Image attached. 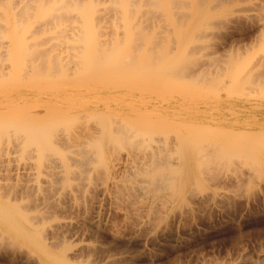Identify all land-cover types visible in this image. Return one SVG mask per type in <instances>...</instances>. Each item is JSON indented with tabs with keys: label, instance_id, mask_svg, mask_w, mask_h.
Instances as JSON below:
<instances>
[{
	"label": "bare ground",
	"instance_id": "bare-ground-1",
	"mask_svg": "<svg viewBox=\"0 0 264 264\" xmlns=\"http://www.w3.org/2000/svg\"><path fill=\"white\" fill-rule=\"evenodd\" d=\"M102 1L103 0H101V2ZM108 1H110V0H106L105 1V2H107L106 5L109 3ZM239 1L243 2V1H246V0H111V3L109 5V7L108 6L106 7L105 3L102 2V4L104 3V6L103 5H102L103 7L100 6L101 8L98 7V8H100L99 11L102 10L104 12H107L106 14L110 15L109 19L111 17L115 21V24H116V26L112 25V23H114V21H112V23L106 24V25L109 26V27H107V30H108V28H109V30H111L110 29V24L112 25V27L114 26L113 28H115V27H117L119 25L120 29H116V31L119 30V32L117 33L118 35L120 34V32H122L121 29L124 28L125 30L123 29V31H125V33H126V31H127V33H128V31H130L129 33H131L130 35L132 36V33L134 32L133 29L134 28L137 29L136 32L133 34V36H134V39L132 38L133 41L131 40V36L126 37V35H128L129 33L125 35L126 38L124 37V33H123V35L121 33L120 37H122V36L123 37L120 38V40L118 42H115V39L116 38L118 39L119 36H117L114 39L115 34L110 37V38H113L114 41L112 39H107L108 36H106V38L104 36L105 41L103 39L102 40H103V42H106V40H107V42H109L108 40H110V42H115L114 43L115 46H114V44L111 45L112 43H109L110 44L109 48H112V51H114V49H116V52L123 48L122 45L120 46V44L121 43L123 44L124 41L129 40V37H130V40L133 42L130 45H133L134 47L137 46L136 50H139V48H141L143 42L145 44V42H148V40H150V39H152L151 40V44L154 46V48H157V50L158 49L161 50V48H159V46L160 45L162 47L163 46H167V44L171 40L172 45H168V47H163L164 51L161 50V53L165 54V50L167 51V48L168 49L170 48L168 51L172 53L173 50L171 49L170 46H172V48L175 47V45L173 46V44L175 42L173 43L171 38L174 37L173 35L176 34V33H174L175 30L177 32L175 37L178 34L181 35L180 32L183 31L184 37H186L185 34L188 33L187 37H186L188 39V35L190 36L189 33H191L192 31L193 32L197 31L195 33H197L199 35L196 34V36H198V37L200 36L202 38L201 41H203L204 38H205V41H206L209 36L205 37V33L204 32H206V30L205 31H203V30L204 29H208L209 27H211L209 24L214 25L215 27H217L222 22L224 23V21H226L227 25H229L228 23H231L232 25L236 24V26L240 24V25H242L241 28L242 27L245 28L246 26L245 27L243 26V21H244V19H242L243 15H240L239 14L240 12L238 14H235V12H237V9H231L232 7L229 8L230 4H233V3H236V2H239ZM4 3H5V5H3V3L1 4L2 7H4V9L2 7L0 8L1 9L0 12L3 13V15L0 14V16L3 17V20H4L3 21L4 24H3V22L1 24H3V26L7 25L8 29L9 30L11 29L10 30L11 33H14V35H10V36H7V37L5 36V37L8 38L11 41V43L12 42L15 43V45L16 44L17 45L20 44V46H21V44H24V43H26L24 45L33 44L34 46L40 45L42 43H43V45H46L44 43H46V42L48 43V41L50 42V41H53L54 39H57V38H58L57 39V41H58L60 37H62V39L60 38V40H63V38L65 36V37H68V39L64 38V39H66L65 41L69 40V38L72 39V40H69V42L73 41L74 47L76 46V43H78L76 47L79 50V48L81 47L80 44L84 45V43H85L86 44L85 46H87L89 44L91 45V43L94 41V39L102 41L99 38V36H98L99 39L95 38V37H97L96 35L92 36V33L94 32V27H96L95 25H97V26L99 25V27L102 26V24L101 25L97 24L98 22L94 23L96 18H92L93 17L92 16V12H95V13L99 12L97 10L98 8L94 9V7H96V5L98 6L100 4V3L98 4L95 0H89L88 2H87V0H86V2L83 1V0H12L11 2H8V0H4ZM104 7L107 8L106 11L104 10L105 9ZM102 8H104V9H102ZM233 8H235V7H233ZM11 10L14 11V13H12ZM93 10H96V11H93ZM238 11H241V10L238 9ZM102 13L103 12H101V14ZM13 14H14V16H15V18L17 20L14 19V17H11V18L14 19L13 22L17 21V24L15 22L14 25L10 24V26H9V23L11 22L10 21L11 20L10 16H13ZM104 14L105 13H103V15ZM95 15H97V14H95ZM108 15H106V16H108ZM27 16H28V18H29V16H31V19L33 18V20L32 21L31 20H26ZM102 16L101 17L99 16V17L102 19ZM213 16L214 17L215 16H220V17H217L216 19H214L215 21L213 20L214 21L213 22L212 21V19L214 18ZM221 16H223V17H221ZM36 17H38V18H36ZM103 17H105V16H103ZM105 18H103V19H105ZM0 20H1V18H0ZM106 21H107V19H106ZM13 22H11V23L13 24ZM62 22H65L66 25L62 26V24H65V23H62ZM110 22H111V20H110ZM210 22H212V23H210ZM245 24H247V23H245ZM58 25H60L61 27H64L63 29H61V34H60V32H58L59 34L55 33L56 31L54 30L55 31V32L53 31L54 33L53 32L50 33V34L53 33L54 35H50V34L46 35L47 32H49L50 30H53ZM206 25L208 26V28H207ZM1 27H2V25H0V34L2 35V33H3V35H2L3 39H2V36H0L1 37L0 39L4 40L5 39L4 38V34H5V32L7 30L5 29L6 27H2L4 29H1ZM99 27L96 28L98 30L95 31L93 34H96V32H98V31L100 33V30H99L100 28ZM121 27H123V28H121ZM202 27L204 29H202V31H200ZM56 28H58V27H56ZM90 28L93 31L90 30ZM113 28H112V31H113ZM257 28H258V26H257ZM257 28H255V27L252 28L251 27L249 29L247 28L248 30L246 29V31H243V30L239 31V32H242L240 35L238 33L239 29H237V33L238 34H236V35H238L239 37L236 36L237 38H235V39H233V34H232V32H234V31L230 32V34H227V36L224 35L225 39L227 41H230V42L232 41V43L233 42H237L238 43V42H241V41H244V40L246 42L249 41L248 43H250V42L252 43L253 42L252 44L247 45V47L249 46L248 48L246 46L245 47H239V46L236 47L238 44L235 46L236 48H234L231 45L232 47H230V49L227 50V52L225 54L224 53L220 54V53H217L218 52L217 50H218V46H219L218 44L219 43L218 42L217 43L214 42V43H212L213 44V47H212L213 50H211L212 49L211 47H210L211 49L209 48L210 51H211L210 55H209V53H206V51H208L209 49H207V48L205 49V47H206L205 45H204L205 47L204 48L202 47L203 49H201L200 45L202 46L203 43L202 44L198 43L200 45H198L199 47L198 46L197 47L199 48L201 53H202V50L203 51L206 50L205 53L204 52L202 53L203 55L199 54L200 52H198V50H197L198 48H196L197 51H193L195 53L198 52V55L196 53V57H198V60H200L201 62L194 58L192 63H191V61H189V60H191V58H187L186 57L188 54L192 55L191 54L192 51L191 52L190 51L187 52L188 49H186V51L182 50L183 54L180 53L182 56L184 55L183 59H182V57L179 58L181 56L180 54H179V56L176 55V57H178L179 62H181V63L184 62L185 58H186V60L188 59L187 60L188 64H186L187 62H184V65H181V63L177 62V60H176V62H177L176 63V62H174L175 58L172 59V62H174V63H172L171 61L170 62L172 63L173 66H175V63H176V67H177V65H181V66L178 67L180 69H183L182 67L185 68V69H183V71L182 70L180 71L181 75H179V73H178L179 76H182V75L186 74L187 70L190 71L187 75H190L192 70L194 68L199 67V66H201L199 68L203 67V71L205 70V71L208 72L209 70H211V71L215 72V73L212 72L213 74L217 75V73L220 72V75H222V74L224 75V74H227V71L229 72V70L226 69V68H230L231 64H233V65L236 64L235 67L234 66L231 67V69L233 68V70H232L233 72H231V70H230V72L228 73L230 76H228V75L227 76L230 77V79H232V81H233V77L236 78L235 81L238 82V80H237L238 78L237 77L240 78L243 75L246 76V74L248 73V70H246L248 68V66L246 67V69H244L245 71L243 70V68L246 66V65H244L246 63V59H247V62L250 63L249 62V60L251 58L250 56L252 54L254 55L255 52H256L255 51L253 53V50H255L254 47L256 48V44L259 45V47H260V44L264 42V30H262V29L260 30L259 29V34L257 33V35L256 34L254 35V33L258 30ZM88 29L90 30V32L92 31V33H90L91 36L87 35V34H89V32L87 31ZM155 29H160V30H156L155 31ZM211 29L213 30V28H211ZM1 30H5V31H1ZM58 30H60V29L58 28ZM69 30H70V32L68 34L67 31H69ZM131 30H132V32H131ZM147 30H149L150 32H151V30H153L155 33H158L159 37H160L161 31H164L165 33L162 32L164 34H166V33L171 34V32L173 31L172 33H174V34L172 36L167 34L168 37H169L168 38L169 41L167 40V42H168L167 44H162V43H165L164 39H166L164 35H163L164 39L162 38L163 36L161 35V38H162V40H164V42L161 40V38H159L157 36V34L156 35L150 34V37L153 36V38L148 39V38H146L147 37L146 33L142 32V31H147ZM218 30H221V29H218ZM198 31H199V33H198ZM83 32H85L86 34H84ZM184 32H185V34H184ZM201 33H202V35H201ZM43 34H45V35H43ZM100 34H102V33H100ZM104 34L107 35L109 33L105 32ZM203 34H204V36H203ZM7 35H8V33H7ZM110 35H112V34H110ZM193 36L195 37V39L197 38V41H198L199 38L196 37L195 35H193ZM193 36L191 35V37H193ZM220 36L222 37V35H220ZM123 38H125V40ZM176 38L174 39V41L179 40L178 37H176ZM190 39L192 41L195 40L194 38H190ZM28 40H29V42H28ZM130 40H129V42L128 41H126V42L130 43ZM159 40H161V42ZM189 40H187L186 42L188 43ZM65 41H63V42H65ZM183 41H185V40H183ZM199 41H200V39H199ZM60 42H62V41H60ZM74 42H76V43H74ZM103 42H101V43L103 44ZM126 42H125V44H127ZM55 43H57V42H55V41H53V43L50 42V45L51 44H55ZM101 43L99 42V44L98 43H96V44L100 45ZM158 43H160V45H157ZM3 44H5V43H3ZM57 44H59V41H58ZM67 44H69V46L73 45V44L71 45V43H68V41H67ZM117 44L120 47H122V48L118 50L117 49V46H118ZM149 44H150V42H148V47L147 48H152V50L154 51L153 46L150 47ZM179 44H180V42H179ZM227 44H228V42H227ZM244 44H243V46H244ZM64 45H66V42L64 43ZM64 45H63V47H65ZM78 45H80V47ZM95 45H93V46L95 47L96 51H98L97 50L98 48L101 50L100 46H95ZM105 45H106V43H105ZM194 45H195V42H194ZM263 45L261 44V46H263ZM34 46L31 45L29 47H31V49H32V47H34ZM93 46H92V48H93ZM111 46H114L115 48L113 49V47H111ZM24 47L27 48V50L29 48V47H26V46H24ZM42 47H41V49H38L39 51H37V49H36L35 52L34 51H30V53L33 52L32 53V58L33 57L40 58L41 55H44V54H46V53H48L50 51V50H48V52H46V51H44V49L42 51ZM63 47H62V49H63ZM74 47H71L70 49L69 48L68 49L69 50H71V49L76 50L75 49L76 47L75 48ZM131 47H129V48L130 49L134 48V47L133 48H131ZM181 47H183V46H181ZM184 47H185V45H184ZM184 47H183V49H184ZM194 47H196V45ZM35 48H38V47H35ZM35 48H33V49H35ZM56 48H58V47H56ZM187 48H189V46ZM242 48H243V50H241ZM102 49L105 50V48H102ZM126 49H124V50H126ZM192 49H193V47H192ZM78 50H77V52L71 50V52L73 51V53L75 52L76 54L77 53L79 54V53L83 52V54H84V51L79 52ZM100 50H99V54L103 51V50H101V51ZM109 50L111 52V49H109ZM109 50H105V51H109ZM134 50H133L134 53H139V52H136ZM157 50H155V52H151V56L149 57L150 58L149 60H151V61L153 60L152 56H154V58H158L160 55H162L159 52L160 50L158 52H157ZM54 51H56V49ZM66 51H67V49H66ZM96 51H95V53H96ZM147 51H148V49H147ZM150 51H151V49H150ZM6 52H5V54H6ZM28 52L27 53L25 52V54L28 55ZM43 52H44V54H43ZM67 52L69 53V51H67ZM87 52H89V51H87ZM129 52L126 55H129V54H131V55L130 56H126L125 55L126 57H128V59H126V60H129V59L132 60L133 57H134L133 56L134 53L132 51H130V50H129ZM167 52H166V54H167ZM169 52H168V55H169V59H170V58H172V54L170 56ZM184 52H185L186 55L184 54ZM2 53L0 54V61L1 62L5 61V59L8 57V56H5V54L3 53V56L6 57V58H3L2 57ZM75 53H74L75 56L73 55L74 58L75 57H79V56L82 57V55L78 56V54L76 56ZM86 53L84 54L83 57H85ZM104 53L105 52H103V54ZM109 53H108V55H109ZM118 53H116V55L111 54L113 62L115 61L114 63H122L121 60H119V59H118V62L116 61L117 59L114 60L115 57H113V56H118V55L120 56V54H118ZM125 53H126V51H125ZM125 53L122 52L121 56H124ZM145 53H146V50H145ZM153 53H154V55H153ZM7 54H8V52H7ZM54 54L55 53L53 52V55ZM91 54L93 55L92 56L93 58H94L95 55H98V54H93V51H92L90 53V56L88 55V57H90L91 60H93V58H91ZM103 54H100V55L102 56ZM158 54H159V56H158ZM204 54L209 55V57L206 56V55L204 57ZM59 55H60V53H59ZM63 55H65V54H63ZM69 55H70V53H69ZM104 55H106V54H104ZM137 55L138 54H135V58L138 57ZM156 55L158 57H156ZM189 55H188V57H191ZM262 55H263V53H262ZM21 56H22V54H21ZM70 56L73 57L72 55H70ZM145 56L147 57L148 55L144 54V57ZM199 56H200L201 59H199ZM26 57L27 56H25L24 58H26ZM51 57H50V59H51ZM55 57H56V54H55ZM66 57L67 56H65L64 59ZM69 57H68V60H69ZM102 57H104V56H102ZM140 57H143V56H140ZM162 57H164V56H162ZM166 57H167V55H166ZM166 57L164 59H166ZM202 57H203V60L205 58L206 60H208L210 62L208 63V61L206 62L205 60H204L205 62H203L202 61ZM259 57H258V59H259ZM1 58H3V59H1ZM29 58L32 61L34 60V59L31 58V55L29 56ZM74 58H72V59H74ZM104 58L106 59L104 61L107 62L108 61L107 58L110 59L111 57H107V58L104 57ZM123 58L124 57H122L120 59H123ZM160 58L161 57H159V59ZM248 58H249V60H248ZM40 59L42 60V58H40ZM78 59H81V58H77V59H74V60L77 61ZM85 59L87 60L86 57L84 58V60ZM96 59L98 60V59H100V57H98ZM143 59L144 58H140V60H142L140 62H142V63H140V65H137L136 67L139 68V67L142 66L143 68L142 67L141 68L146 71V69L144 68V65L147 64V62L143 63L144 62ZM164 59L161 61V65L163 67L166 64L165 63L166 61ZM55 60L56 59L54 58L53 62ZM144 60L147 61L148 59H144ZM166 60H168V59H166ZM181 60H183V61H181ZM195 60H197V62ZM257 60L254 59V61L256 63H257ZM25 61H27V60H25ZM61 61L63 62V60H60L59 62H61ZM81 61H82V59H81ZM88 61H89V59H88ZM88 61H86V62H88ZM133 61H134V59H133ZM154 61L155 60H153V62ZM163 61H165L164 62L165 64L162 63ZM225 61H226V64H227V61H231V62H234V63L230 62V65H228L229 63L226 65V64H224ZM16 62H18V61L16 60ZM38 62H39V64L42 65V63L40 61H37V63H36L37 66H38ZM59 62L56 60V62H54L53 64L55 65V63H57V65H58ZM66 62H68V61H66ZM66 62H64V63H66ZM86 62H84L85 64H83V66L84 67H88V66L90 67V65L94 61H92V63H90V64H87ZM102 62L103 61H101V63ZM108 62H109V64L111 63L110 60ZM128 62H131V61H128ZM168 62H169V60H168ZM170 62H169V64L171 65ZM219 62H220V65L225 67L226 71H225L224 67L222 68V66L219 65ZM5 63H6V61H5ZM12 63H13V61H12ZM101 63L99 62V64H101ZM189 63H191V64H189ZM211 63L213 64V66L211 65ZM50 64H51V67H52V65H53L52 64V59H51V63ZM78 64H81V63H78ZM94 64H95V62L93 63V65ZM99 64H95V66H97V67L98 66H103L102 64L101 65H99ZM135 64H137V62ZM135 64H133V67H131L132 65H130V67H127V66H129V63H128L126 68H123V69L131 68V70H132L135 67ZM138 64H139V62H138ZM154 64H155V66H154ZM154 64H152V65L154 67H157V69H158V67H159L158 65L160 64V61H159V63H157V61H156V63H154ZM201 64H203V65H201ZM208 64L210 65V69L207 70L209 67L208 68L206 67L207 69L206 68L204 69V66H207ZM214 64H215L216 67L214 66ZM24 65H26V64H24ZM41 65H39V66L41 67ZM54 65L52 67L53 69L51 67H48L49 65H47L48 69L45 68V70H50L49 74L53 70V72H51V74H50L51 76L56 74L58 71H59L58 74H60V73L63 74L64 73V71L61 72L60 69L58 71H56V73L54 71L55 69L57 70V68H55V67H58V68H59V66L63 67L64 64L61 65L59 63L58 66L57 65L54 66ZM93 65H92V67H93ZM123 65L121 64V66H123ZM252 65L254 66L255 64H251L250 66H252ZM257 65H258V67H260V69L258 70V72L254 73V74H251V75L256 76V78L254 77L256 80L259 77L260 79L258 78V80H257L259 82V80H264V56H262L261 59H259ZM67 66H68V64H67ZM107 66H108V64H107ZM116 66L120 67V64H118ZM173 66H171V69H173L172 68ZM228 66H230V67H228ZM241 66L243 68H241ZM11 67H12V65H11ZM30 67H32V66H30ZM76 67H77V65L73 69L76 70L77 69ZM89 67L87 69H89ZM110 67H111V65H109V67L105 66V68H110ZM124 67H125V65H124ZM149 67L151 68L152 66H149ZM149 67H146V68L149 69ZM163 67H160V71L163 69ZM166 67L169 68L168 66H166ZM166 67H164V71H166ZM186 67H187V70H186ZM69 68H71V67H69ZM101 68L99 67L97 69H101ZM112 68H113V70L115 69V71L117 69L116 67H113V64H112V67L110 69H112ZM141 68H139V69H141ZM152 68H151V70H152ZM214 68H216V69L214 70ZM240 68H241V72H239ZM250 68H252V67H250ZM36 69L37 70H35V69L32 70V68H31L32 71H35L34 73H36V75L40 74V73L37 74L38 71L40 72L41 70H44V69H40L39 70L38 68H36ZM65 69L67 70V68H65ZM73 69L71 71H73ZM78 69H79V66H78ZM83 69L80 68L79 72L84 73L85 70H83ZM91 69L95 70L96 67L95 68H91ZM91 69H90V71H92ZM120 69H122V68L120 67ZM171 69H168V70H171ZM175 69H177V68H175ZM26 70H24L25 73L28 72ZM77 70H76V73H78ZM168 70L166 71L167 73H169ZM184 70H186V73H185ZM197 70L200 71V72L202 71L201 69H198V68L196 69V71ZM242 70L244 71V73H243ZM0 71H1V69H0ZM16 71H18V70H16ZM87 71L89 72V70H87ZM158 71H159V69H158ZM164 71H162V72L165 75L166 72H164ZM171 71H170V73H171ZM198 71L197 72L194 71V73H192V74L193 75L195 73L197 74ZM249 72H250V69H249ZM2 73H4V71ZM34 73H31V74H33V78H34V75H35ZM65 73H67V71H65ZM74 73L75 72H72V74H74ZM175 73H176V71H174L172 75L175 76ZM182 73H184V74H182ZM233 73H234V75H233ZM239 73H240V75L241 74L242 75L238 76ZM4 74L1 75V73H0L1 78L4 76ZM24 74H22V75L24 76ZM207 74L208 73H206V75ZM41 75H43V73ZM172 75H171V77H172ZM203 75H204V73L203 74H198V76H196V77H195V75L193 76V77L197 78V81L199 79L200 83L199 82L198 83H199V85H201L200 88L202 87V85L205 86V82L206 81H209V83H212V81H213V85H214L215 81L217 79H219V78H217L218 76L216 77V75H215L214 77H215L216 80H213L212 78H214V77H213V75H211V72H210V75H211L212 78L208 74L209 77L208 76H207L208 78L206 77L207 80H205V76L206 75H204V77H203ZM43 76H45V75H43ZM47 76H49V75H47ZM56 76H57V74H56ZM176 77H174V78H176ZM193 77L190 78V79H193ZM252 77L253 76H251L250 82L253 81ZM261 77H263V78H261ZM131 78L130 79H126V80L125 79L124 80H120V79H115V78L113 80H109V79H107V80L99 79L98 80V79H91L90 77H80L79 79L72 80V81L64 80L65 81L64 83L57 82L56 80L55 81L51 80L50 82H46V84L49 86V87L46 86V88L49 89L48 90L49 91L48 94H44L45 92L37 94L36 95V100L31 105L33 111H29L30 113H28V119H29L30 123H34V124H30V125H14V124L10 125L9 123H8V125H7V123H6V125L4 123H1V124H4V125L0 124V143L8 142V144H6L7 147L9 145V143H10V145L13 148L20 150V153L24 157V158L21 157L23 159L22 161H25L26 159H27L26 162L33 161L32 165L34 164V166H35L33 168L34 169L37 168L36 174H37V171H38L39 168L40 169L41 168H46L47 169L46 172L47 171H49V172L52 171V172H50V177H51V173H54L53 174L54 177L52 176L53 177L52 180H48L47 179L49 181L48 183L46 182L47 180L44 179L45 182L47 183L46 187H48L50 192H48L46 190L43 192V188L40 189V191L35 188L36 192L38 191L37 192L38 194H36L38 196H36V195H34L35 193L33 194L32 192H30L32 190L35 192L34 187H32L30 185V187H32L30 189H32V190H30L29 192H30V194L32 193V195H34V197L36 196V198L35 199L32 198V195H31V198L33 200H30L29 199L30 196L28 195L29 192L27 193V196L29 198L27 196H24V197L25 198L27 197L28 200H29V201L28 200H25V201H28L29 203H31V205L29 203H27V206L29 205L28 206L29 208L31 206V208H30L31 210L26 206L25 203H24L25 205L23 204L24 206L21 205L23 203V200L20 201V202H22L21 204H17L18 203L17 200L15 201L16 197H13L15 199H12L11 195L9 194V196L5 195L6 199H4V196H2L3 194L0 195L1 196L0 197V257L1 258L8 260V262H10L11 264H88V261L82 262L83 261L82 257H81L82 261L80 260L81 262L80 261L74 262V261L71 260L73 258H75V260L78 259V258H76L77 255L76 256L74 255V257H71L72 255H70V253L67 251V246L65 244L66 243L65 240L60 239L63 236V235L61 236V234H60L61 237L59 236V233H60L59 225L60 224L57 225L59 228H56L57 226L56 227L53 226L54 228L52 227L51 231L44 232V228L43 227H45V226L43 224L44 221L42 222V218L44 216L47 217L46 215L48 214V212L50 213V210L49 209H47L46 211L44 210L45 213H43L42 211H40L42 209L41 206H44L43 203H46V202L48 203L49 202L50 206L49 205H46V206H49V208L52 207V209L53 210L55 209V211H56V207L57 206L55 204L60 199H62V196L65 197L67 200L70 199V198L72 200L73 199L74 200H78L77 199L78 195L76 196V194H79V193L81 195L84 194V195L88 196V195H90V194L92 195L94 193H99V194L101 193L103 195L107 191H112V192L115 191L114 194L119 196V199L122 200V201L121 200L120 201L124 202L125 204H127V205L124 204V206H122V207H125V208L128 207V206L129 207L134 206L135 204L133 205V202L136 199L142 200L145 197L146 200L147 199L150 200V203H147V208L145 207L146 208V219H144V220H148L150 222L153 221L155 223V226H161V224H159L158 222L161 221L160 223H162V221L164 222L166 220V218L168 219V217H167L168 212H172L174 214V217H172V218L176 219L177 221L181 218V216L184 217L185 215L186 216L189 215V217H190V216L194 215V212H196L195 210H197V209H195L196 208V206H195L196 202L194 203L192 198H190L191 197L190 193H193L192 189L197 187L195 185H197L200 182L199 181L200 177H206V175H207L208 178L207 177L206 178L209 179V177L214 176V174H215L214 177H217L216 174L219 175V176L221 175L222 171L219 168L222 166V164H223V166H226V165H224V163L221 164L218 161L219 159L220 160L225 159L226 162H227L226 164H228V162L229 163L230 162L231 163L232 162L237 163V161H239L241 164H243V166H242L241 164L237 163L238 165L242 166V168H243V169H241L242 171L247 166L248 170L250 169L252 171V172H250V170H249V172L252 173L254 175V177L259 178L260 176H264V135L261 138H260V136L255 138L256 137L255 136L253 139L251 138L250 135H248L251 138V139L248 138V140H246L247 137H246V139H241L240 138L241 134H240L239 138L237 136L238 133H241L240 129L242 127L245 128V130H247L248 127H244V126L245 125L246 126L249 125L248 123L244 122V118H243L244 115H243L242 112L246 111V109L248 108V110H250V111H254V112L260 111L259 113L261 115V113L264 111V103L261 100L249 101L248 104L242 103V106L239 109H237V110H235L233 112L232 111L229 112V110L227 108L217 107L216 104H212L213 106H216V107L211 106L210 108H205L204 105H201L200 109H195L194 112H192L191 115L187 119L188 122L194 123L196 125H173V126L172 125H168V126H172L173 127V128H170L169 133H168L167 129L164 127V125L155 124V125L158 126V128L156 129V127H155V129H156V132L157 131L160 132L158 134H159L161 139H157L156 138L157 140H155L153 142H150V140H149L147 144H150V145L152 143H154V144H152L151 146H148V147H146L145 146L146 144H145L144 145L145 148H143V143L146 142L147 137L151 138V132L155 133L154 131H152L153 128L150 127V124L149 125L145 124L146 126H142L143 128L141 127V129H134L133 127L125 125L126 124L125 122H123V123H125L124 125H122V123L121 124L119 123L120 125L118 123H117L118 125L117 124L116 125H114V124L113 125H102V122H101L100 125H96V124L95 125H80V123H79V125H77V124L76 125H72L74 123V121H76V120H74L73 123H70L71 125H69V122H66V123H68V124L65 123L66 125H64V124L63 125H61V124L58 125L60 121L58 123H56L54 118L58 117L59 115L72 113V114H74V116L83 118V117H85L84 115L88 116L87 114H89L91 112L102 111V110L109 109V108H112V107L115 108L114 105H113L114 104L113 101H115L116 103H122V104H133V106H132L133 108L132 109H134V107H139L140 110H137L138 111L137 114H134V115L132 114L130 116L131 117H136L137 119H141V120L145 119L147 114L155 116V117L156 116L159 117L162 114H167L168 115V114L172 113V112H169V110L166 111L165 108L164 109H159L158 108V109H156L154 111H151L149 113L147 112V110H145L146 108H144V110H141L142 109V104L144 103V100H145V96L144 95L151 96L150 93H152L153 90H149V88H148V86H150L149 83H146L145 81H139V80H136V79H131ZM153 78H151V79H153ZM200 78H203L205 80V81L203 80V84L201 82L202 79L200 80ZM241 78L242 79H240V80L242 82L240 81V84L243 83V79H244L243 77H241ZM149 79H150V77H149ZM193 80H195V79H193ZM221 80L223 81V79H220L219 81L221 82ZM219 81L217 80L216 83L217 82L220 83ZM233 82H232V84H233ZM236 82L230 89L233 88V90H235V89L238 88ZM195 83H197V82H195ZM209 83L206 84V85L212 87V84L209 85ZM83 85H84L85 88H87V90L84 91L83 94H78V96H77L78 99L77 100L76 99L75 100H67L70 103L65 108L59 109V108L56 107L57 106L56 102L63 101V97H65V96L60 97L62 95V93H63V90H65L66 94H68V92H69V89L66 90L64 88H66V87L67 88L68 87L72 88L71 86H76V87L78 86L79 87V86H83ZM199 85H198V87H199ZM248 85H247V88L245 86L246 89H249L251 86H253L252 83H251V86L250 85L248 86ZM215 86H218V84H215ZM254 87H257V86H255V84H254L253 88ZM57 88H59V89L57 90ZM255 89L256 88H254V90ZM250 91L253 92V89L250 90ZM256 92H257V90H256ZM247 94H248V92H247ZM254 94H255V92H254ZM107 95H109V96H107ZM97 96L99 98H101V97H110V98L107 99L110 104H108L106 102L107 100L104 99V98H101L102 100H94ZM71 101H76V102L72 103ZM157 102H159V100ZM178 102L181 103V101H178ZM117 105H121V104H117ZM208 105H211V104H208ZM159 106H161V105H159ZM132 109H130V110L126 109L124 111H128L129 113H131ZM36 110H37V112L39 110H41L43 113L39 114V113L36 112ZM118 111H122V110L118 109ZM92 115H94V117H92V120L94 119L93 121L95 123V114H92ZM97 116H99V115L96 114V118H97ZM117 116H119L118 113H117ZM261 116H263V115H261ZM255 117L257 118V115ZM105 118L110 119L109 117H105ZM105 118H103V120H107ZM101 119H102V116H101ZM44 120L46 121V123L42 124ZM56 120H58V119H56ZM86 120H88V119H86ZM115 120L117 122L116 118H115ZM53 121H55V122H53ZM172 121H176V120H172L171 118H169V119L167 118V120H164L162 122H168L169 123V122H172ZM53 123H56V125L53 124ZM81 124H83V122H81ZM127 124H128V121H127ZM130 125H132V124H130ZM147 126L149 127V129L146 128ZM195 130H197L198 132L195 131ZM261 132H264V130H258L259 134L258 133L257 134L260 135V134H262ZM215 133H218V135H221V137H223V139H222V143L224 142L223 144H219V143H217V142H215L213 140L212 136ZM162 134L164 135L163 137L161 136ZM159 136H158V138H159ZM153 138L154 137L152 136L151 139H153ZM132 140H134V143L130 144L132 146L124 148V146H126V144L130 143L129 141H132ZM122 143H126V144H124V146L122 148H119L120 147L119 144L122 145ZM133 145H134V147H133ZM6 146H4V147H6ZM2 147H3V143H2ZM136 147H138V148H136ZM9 150H11V149H9ZM0 151H1V149H0ZM10 153H12V152H10ZM0 154H2V153H0ZM12 154L14 155V154H17V153L14 152ZM7 156H9V155H7ZM17 156H18V154H17ZM17 156H15V157H17ZM20 156H19V158H20ZM5 157H3V158H5ZM14 159H16V158H14ZM20 159H18V163L21 162V161H19ZM1 160H2V158H1ZM2 161H1L2 163L0 162L1 164H3L4 161H6V159L2 160ZM8 161L11 162V159L8 160V158H7V162H6V163L10 164ZM214 163L216 164V166L213 167V165H215ZM218 163L221 165V166H219V168H217L218 165H219ZM28 165H30V164L28 163ZM244 165H246V166H244ZM10 166H11V164H10ZM22 166H23V164H22ZM26 166L27 165L24 164L23 169L24 168L25 169L28 168V171H31L29 169L31 167H29V166L26 167ZM223 166H222V168H224ZM228 166L231 167V165H228ZM228 166H226V167H228ZM234 166L233 167L235 169L238 168L237 171H235V174L236 175L240 174V176L243 175L244 171L239 173L240 172V171H238L240 169L239 166L237 167L236 164H234ZM233 167L230 168L232 170V172L234 171V169H232ZM18 168H20V166ZM216 168L219 170V173H218V170ZM20 169H22V168H20ZM215 169H216L217 173H216ZM228 169L229 168H227V170ZM42 170H44V169H42ZM28 171H27V173H28ZM41 171L39 170L38 173L42 174L43 172H41ZM213 171H215V172L213 173ZM32 172H33V170H32ZM15 173H17V172L15 171ZM18 173H20V172H18ZM21 173H23V171H21ZM34 174H35V170H34ZM46 174H48V178H49V173H46ZM244 174H246V173H244ZM247 174L249 175V173H247ZM19 175H21V174H19ZM44 175L45 174H43V176ZM203 175H205V176H203ZM253 175L250 176L252 179L254 178ZM43 176H42V178H43ZM45 176H47V175H45ZM45 176H44V178H45ZM219 176L217 178H213L214 180H211V181H213L212 184L214 183V181L217 183V181L215 179H218V178H219L218 181H219V184H220V182H221L220 180L222 178L226 177V175L224 177H222L223 175H221V178ZM243 176H245V175H243ZM250 177H249V179H251ZM33 178L34 177H32V179ZM37 178H39V177H37ZM206 178H204V179H206ZM226 178H229V177L227 176ZM226 178H225V180H226ZM241 178H242V176H241ZM243 179H245V178H243ZM247 179H248V177H247ZM249 179H248V181H249ZM252 179H251L250 182H252L254 180V179L253 180ZM239 180H240V182H239ZM239 180H238V183L240 184L241 183V179H239ZM207 181L208 180H206V182ZM228 181H229V179H228ZM248 181H247V183H250ZM34 182L37 183L38 181L34 180ZM41 182H43V180ZM45 182H44V185L41 183V185H43L44 188H45V184H46ZM202 182H203V180H202ZM234 182H235V180H234ZM243 182H244V180H243ZM35 183H34V185H35ZM38 183H37V185H38ZM204 183H205V180H204ZM225 183H226V181H225ZM238 183L235 182V185L233 184V186H237ZM239 184H238V186H240V187H242L243 184L246 185V183H243L242 185L241 184L239 185ZM37 185H35V187ZM41 185L39 184V188H40ZM199 185H200V183H199ZM55 186H59V188H61V190H60L61 194L59 193V191L54 193L55 195H56V193L60 194L59 197L57 196L58 194L56 195L58 198H60L56 203H54L57 200L56 196H55L56 200L53 199V197L49 196L50 195L49 193H51V189L54 190V188H55L54 191H56L58 189V187H55ZM66 186H68V187H66ZM193 186H195V187L192 188ZM27 187H26V190H27ZM202 187H204L203 189L206 190L205 189L206 187L204 186V184H203ZM210 187H212V185ZM217 187H219V186H217ZM223 187H224V185H223ZM240 187H238L237 190H240L239 189ZM197 188H199V187H197ZM233 188H235V187H233ZM0 189H2V188H0ZM200 189H202V188H200ZM26 190L24 189V192H26ZM215 190H214V192H215ZM235 190H233V191H235ZM16 191H17V189H16ZM210 191H212V190H210ZM210 191L208 193H211ZM46 192H47V194H46ZM228 192H230V191H228ZM239 192H241V191H239ZM14 193H15V191H14ZM21 193H23V192H21ZM201 193H202V191H201ZM203 193H205V191ZM206 193H207V190H206ZM23 194H25V193H23ZM52 194H51V196H52ZM106 194H104L105 197H106ZM216 194H218L217 191H216ZM39 195H40V197H39ZM207 195H209V194H207ZM96 196L98 197V194H96ZM192 196H194V195L192 194ZM2 197H3V199H2ZM7 197H9L10 199H12L14 201L9 200ZM72 197H74V198H72ZM206 197L207 198L209 197L208 199L210 200V198H212V195H209V196H206ZM19 198H17V199L20 200L21 198L20 199ZM25 198H23V199H25ZM83 198H86V196L85 197L83 196ZM83 198H80V199H83ZM87 198L89 199V196ZM117 198H115L116 201H117ZM193 198L195 200V197H193ZM215 198L213 199L214 200L213 202H215V200H216ZM66 199H64V201ZM113 199H114V197H113ZM226 199L228 201L229 196ZM37 200L40 201V202H38ZM70 200H69V204H71L72 206H74V204L76 205V202L74 203L73 201H70ZM94 200H95V198H94ZM230 200H231V198H230ZM36 201L38 203H42V205L39 204V206L41 207V209L39 207L40 214L37 211L38 207L36 209L34 208L35 210L32 208V207L35 206V202ZM51 201H54V202H52V204H50ZM60 201L63 202L62 200H60ZM90 201H91V199H90ZM136 201H135V203H136ZM218 201H220V200H218ZM222 201H224V200H222ZM229 201H228V203H229ZM78 202H77V204H78ZM119 202H117V205H118ZM38 203L36 204V206L38 205ZM53 203H54V205H53ZM72 203H74V204H72ZM94 203H95V201H94ZM139 203L141 204V206H143L142 205V203H143L142 201H138V204ZM32 204H33V206H32ZM59 204L60 203L58 202V205ZM67 204H68V202H67ZM69 204H68V206H71ZM131 204H132V206H131ZM198 204L200 205L199 201H198ZM208 204H210V203H208ZM63 205H61V206H63ZM53 206H56V207L53 208ZM74 207H76V206H74ZM60 208H64V207H60ZM69 208L70 207H68V209ZM132 208L134 209V207H132ZM140 208L143 209L144 207L143 208L140 207ZM32 209L34 211H37V214H39L40 217L42 215H43V217L42 218H38L39 215L38 216H36L35 214H33L35 216L30 215V213H32ZM45 209H46V207H45ZM127 209H129V211H130V208H127ZM127 209H125V210H127ZM135 209L138 210V207L135 208ZM29 210L31 212H29ZM59 210H61V209H59ZM202 210L204 211V209H202ZM199 211H200V209H199ZM46 212H47V214H46ZM50 214H48V216H50ZM59 214H61V213H59ZM173 214H169L168 216H170V215L173 216ZM132 215H135V214H132ZM136 215H138V213H136ZM35 217H37V219H35ZM144 217L145 216H143V218ZM199 217H201V216H199ZM124 218L125 217H123V219ZM127 219H128V217H127ZM139 219H138V222H139ZM136 222H137V220H136ZM151 225H152V223H151ZM177 225H178V223H177ZM63 226H65V225H63ZM142 226L143 225H141V227ZM172 227H175V225L172 226ZM157 228L158 227H155L153 229L156 230ZM61 229H62V227H61ZM158 229H160V228H158ZM149 230H150L149 231L150 235L151 234L152 235L156 234V233H154L156 231H153V233H152L151 232L152 230L151 229H149ZM145 231L146 230H144V232ZM161 231H163V230L161 229ZM62 232H63V230H61V233ZM71 238H72V236H71ZM79 248H81V247H79ZM90 248L91 247L89 245H87L85 247V250L86 249H90ZM69 249H71V248H69ZM82 249H83V246H82ZM77 252H78V250H77ZM77 252L75 254H79ZM90 253H92V251ZM73 254H74V252H73ZM93 257H94V255H93ZM87 258H89V257H87ZM105 258H107V257H105ZM105 261L108 262V260H105ZM91 262H93V261H91ZM91 262H89V263H91ZM93 264H94V262H93ZM103 264H104V262H103ZM107 264H110V263H107ZM196 264H198V263H196Z\"/></svg>",
	"mask_w": 264,
	"mask_h": 264
},
{
	"label": "rangeland",
	"instance_id": "rangeland-1",
	"mask_svg": "<svg viewBox=\"0 0 264 264\" xmlns=\"http://www.w3.org/2000/svg\"><path fill=\"white\" fill-rule=\"evenodd\" d=\"M12 0H8V2H11ZM83 1H85L86 2V0H83ZM89 0H87V2H88ZM99 5L97 6L96 5V7H94V9H97L98 7H103L104 6V3H105V6L107 7H109V5H110V3H111V0L110 1H108L109 3L106 5V3L107 2H105L106 0H103L102 2H104L103 4H102V2H101V0H95ZM3 3V5H5V3H4V0H0V3ZM1 3V4H2ZM7 3V2H6ZM0 4V8L2 7V5ZM103 5V6H102ZM100 7V8H101ZM106 7H104V8H102V9H104L105 11L107 10V8ZM232 7V8H231ZM233 7H235V8H233ZM3 9H4V7H2ZM100 8H98L97 10L99 11L100 10ZM229 8H231V9H237V12H235V14H238L239 12V14L240 15H243L242 17V19H244V21H243V26L245 27H247L248 29L249 28H253V27H255V28H257V26H258V30L254 33V35L256 34L257 35V33L259 34V29L261 30H264L263 28V26H264V0H246V1H243V2H241V1H239V2H236V3H233V4H230L229 5ZM2 9V10H3ZM238 9L239 10H241V11H238ZM1 10V9H0ZM93 11H96V10H93ZM11 12L12 13H14V11H12L11 10ZM100 12V13H99ZM98 13H95V12H92V18H96V20L94 21V23H97V24H102V26H100L99 27V25L97 26V25H95L96 27H94V32L95 31H97L98 29H96L97 27H99L100 29V33H102V34H100L99 33V31L98 32H96V34H93L92 33V29L90 28V30H92L91 32H90V30L88 29L87 31L89 32V34H87L88 36L90 35V33H92V36L93 35H96L97 37H95L96 39L98 38V36H99V38L102 40H104L105 41V39H104V36H105V38H106V36H108L107 37V39H112L113 41H114V39L117 37V36H119L118 37V39L116 38L115 39V42H118L119 40H120V38H122V37H120V34L122 33V35H123V33H124V37H125V35L126 34H128L130 31H128V33H127V31H126V33H125V31H123V27H121V28H123V29H121V31L122 32H120V34L118 35L117 33L119 32V30H117L116 31V29H120V26L118 27H115V28H113L114 26H116V24H115V21L110 17V19H109V16L110 15H108V14H106L107 12H104V11H99ZM101 12H103V13H105L104 15H103V13L101 14ZM94 13V14H93ZM0 14L1 15H3V13L2 12H0ZM95 14H97V15H95ZM100 14V15H99ZM101 17L102 15L103 16H105V17H103L102 16V19L103 18H105V19H101L99 16ZM106 15H108V16H106ZM247 15V16H246ZM11 17H14V19H16L15 18V16H14V14H13V16H10V21L11 22H13V20L14 19H12ZM108 17V18H107ZM214 17V16H213ZM217 17H220V16H215L213 19H212V21L214 20V19H216ZM221 17H223V16H221ZM245 17V18H244ZM250 17V18H249ZM0 18H1V20H0V25H2V27H6L5 29L7 30L6 32H5V34H4V40H2L3 39V33H2V35L0 34V36H2V39H0V54L3 52L4 54H5V52L7 51L8 52V54H7V52H6V54H5V56H10L9 58L7 57H5V56H3V53H2V57L3 58H6L5 59V61H6V63H5V61H0V69H1V71H0V73H1V75L2 74H4V76L1 78V75H0V119L2 120H0L1 122H0V124L1 123H4L5 125H6V123H7V125H8V123L10 124V125H12V124H14V125H30V124H34V123H30V121H29V119H28V113H30L29 111H33L32 110V107H31V105H32V103L36 100V95L37 94H39V93H44V94H48V90L49 89H47L46 88V86L47 87H49L47 84H46V82H50L51 80H56L57 82H61V83H64L65 81L64 80H69V81H72V80H77V79H79L80 77H90L91 79H105V80H107V79H109V80H113L114 78L115 79H120V80H126V79H130L131 77V79H136V80H139V81H145L146 83H149V85L150 86H148V88H149V90H153V92L152 93H150L151 94V96H147V95H144L145 96V100H144V103L142 104V109L141 110H144V108H146L145 110H147V112L149 113V112H151V111H154V110H156V109H166V111L167 110H169V112H172V113H170V114H162L161 116H159V117H155V116H152V115H149V114H147V116L145 117V119H137L136 117H131L130 115H134V114H137V110H140V108L139 107H134V109H132L133 107V104H122V103H116L115 101H113L114 102V107L115 108H109V109H105V110H102V111H95V112H91V113H89V114H87L88 116H86V115H84L85 117H83V118H81V117H77V116H74V114H72V113H69V114H64V115H59L58 117H55L54 119H55V121H56V123H58L59 121V124L58 125H66V124H68V123H66V122H69V125H71L70 123H73V121L74 120H76V121H74V123L72 124V125H79V123H80V125H100L101 124V122H102V125H116L117 123L119 124H121L122 123V125H124L125 123V125H128V126H130V127H133L134 129H141V127L142 126H146L145 124H150V127L151 128H153V130L152 131H154L155 133H152L151 132V138H152V136L154 137L153 139H151V138H148L147 137V140H146V142L145 143H143V148H145V146L146 147H148V146H151L152 144H154V143H152L151 145L150 144H147L148 143V141L150 140V142H153V141H155V140H157V139H161L160 138V136H159V134L158 133H160V132H156V129L158 128V126L157 125H164V127L167 129V131H168V133H169V131H170V128H173L172 126L173 125H196V124H194V123H191V122H188L187 121V119H188V117L191 115V113L192 112H194V110L195 109H200V106L201 105H204V107L205 108H210L211 106H213L212 104H216V106L217 107H223V108H227L228 110H229V112L230 111H235V110H237V109H239L241 106H242V103H246V104H248V102L249 101H253V100H261V101H263V103H264V80H259V82L257 81L258 80V78H257V80L255 79L256 78V76H254V75H251V74H254V73H256V72H258V70L260 69V67H258V61H259V59H261V57L262 56H264V42L263 43H261L263 46H261V44H260V47H259V45H257L256 44V48L254 47V49L255 50H253V53L255 52V54L253 55H251L250 57V60H249V58H248V60H249V62L250 63H248L247 62V59H246V63L244 64V65H246L244 68L241 66V68H243V70L244 69H246V67L248 66V68L246 69V70H248V73L246 74V76H241L240 75V73L238 74V76L240 75L241 77H243L244 79H243V83L242 84H240V79H242L241 77L239 78V77H237L238 79V82H236L235 81V79L236 78H234L233 77V81H232V79H230V77H228V76H230L228 73L230 72V70H231V72H233L232 70H233V68L231 69V67L232 66H236V64L235 65H233V64H231L230 65V62L231 61H227V64L228 65H230V66H228V67H230V68H226V69H228L229 70V72L227 71V74H222V75H220V72H218L217 73V75L216 74H213V73H215V72H213V71H211V70H209L210 69V65L208 64L207 66H204V69L207 67H209L207 70H209L208 72L207 71H203V67L202 68H199V67H201V66H199V67H197L198 69H201L202 71L200 72V71H198V73L196 74H194L195 75V77L196 76H198V74H203L204 73V75H206V73H208L209 75H210V72H211V75H213V77L216 75V77L217 78H219V79H217L218 81L220 80V79H223V81L221 80V82L220 83H216V79H215V77L214 78H212L211 77V75H210V77L213 79V80H216L215 81V83H214V85H213V81H212V83H209V81H206L205 82V86H203L202 85V87L200 88V86L201 85H199V83H200V81H199V79H198V81H197V78H195V77H193L194 75L192 74V73H194V71L195 72H197L196 71V69L197 68H194L193 70H192V72H191V74L190 75H187L190 71H188L187 70V67H186V70H187V73H186V70H184L185 71V73L186 74H184V73H182V74H184V75H182V76H179V75H181V73H180V71L182 70L183 71V69H185L184 67H182L183 69H180V68H178L179 66H181V65H184V62H187V60H186V58L184 59V62H179V60H178V57H176V55L177 56H179V54L181 53V54H183V51L182 50H184V51H186V49H188L187 50V52H193V51H197L198 50V52H200L199 54H201V55H203L202 53L204 52L205 53V49L207 48V49H209L210 47L212 48L213 47V44L212 43H214V42H218L219 44V46H218V52L217 53H226L227 52V50H229L230 49V47H234V48H236V47H247V45H250V44H252L251 42L250 43H248L249 41H241V42H233L232 43V41L230 42V41H227L226 39H225V37H224V35L225 36H227V34H230V32H232V31H234V32H232V34H233V39H235V38H237V37H239L238 35H236V34H238L239 33V35L242 33V32H239V31H246V29L245 28H241V26L242 25H237L236 26V24H231V23H228L229 25H227V23H226V21H224V23L222 22L219 26H217V27H215L214 25H211V24H209L211 27H209L208 28V26H207V28L208 29H204L203 27L201 28V30L200 31H202V29H204L203 31H205L206 30V32H204L205 33V37L207 36H209L208 38H207V40L205 41V38H204V40L203 41H201L202 40V38L199 36H196V34L197 33H195V32H197V31H192L191 33H189L190 34V36L188 35V39L186 38L187 37V34H185V32H184V34H185V36L186 37H184V35H183V31L182 32H180L181 33V35L180 34H178L176 37H178L179 38V40H177V41H174V39L176 38L175 37V35L177 34V32H176V30H175V32L174 33H176L175 35H173L174 33H172L171 32V34H168V33H166V34H164L165 32L164 31H161V33L162 32H164V33H160L159 31V33H160V37L158 36V33H155L153 30H151V32L149 31V30H147V31H142V32H144V33H146V38H148V39H150V38H153V36H151L150 37V34H153V35H156L157 34V36L159 37V38H161V35L163 36H165V38L166 39H164V36L162 37L164 40H165V43H162V44H167L168 42H167V40H168V35H170V36H174V37H170L171 39H172V42L174 43L173 44V46L175 45V47H173L172 48V46H170L171 47V49L173 50L172 51V53L171 52H169L168 50L170 49H168L167 48V51L170 53V56H171V54H172V58H170L169 59V55H168V52L165 50V54L163 55L162 53H161V50L162 51H164L163 50V47H168V45H172V43H171V40H170V44L168 43L167 44V46H161L160 45V43H158L157 45H160L159 46V48H161V50L160 49H158L157 50V48H154V46L151 44V40L152 39H150V40H148V42H150V44H149V46L151 47V46H153V48H154V51L152 50V48H147L148 47V42H145V44H144V42L142 43V46H141V48H139V50H136V48H137V46L136 47H134L133 45H130V44H132L133 42V40H132V38L134 39V36H133V34L136 32V28H134L133 29V33H132V36L130 35L131 33H129L128 35H126V37H128V36H131V40H130V37H129V40H130V43H127L126 41H128L129 42V40H126V41H124L125 40V38H123L122 40L124 41V43L122 44H120V46L122 45V47H120L118 44V46H117V49L119 50V49H121V50H119V51H117L116 52V49H114L115 47V42H110V40H108L109 42H107V40H106V42H103V40L102 41H99V40H95L94 39V41L91 43V45L89 44V45H87V46H85L86 44L84 43V45L83 44H80L81 45V47H80V45H78L80 48H79V50L77 49V44L78 43H76V42H74V43H76V48L74 47V44H73V41L71 42H69V40H72V39H70L69 38V40H67L68 41V43H71V45L72 46H69V44H67V41H65L66 39H64V38H67L68 39V37H65L64 36V38H63V40H60V38L62 39V37H60L59 38V44H57L58 43V41H57V39H54L53 41H55V42H57V43H55V44H51L50 45V42L51 43H53V41H48V43L46 42V43H44V44H46V45H43V43L42 44H40V45H37V46H34L33 44H31L32 46H34V47H32V49H31V47H29V46H31V45H24V44H26V43H24V44H21V46H20V44H16L15 45V43H11V41L8 39V38H6L7 36H10V35H14V33H11V29L9 30L8 29V26L6 25V26H3V24H4V20H3V17H1L0 16ZM18 18V17H17ZM27 19L26 20H33V18L31 19V16H29V18H28V16L26 17ZM36 18H38V17H36ZM106 19H107V21H106ZM17 20V19H16ZM98 20V21H97ZM102 20V21H101ZM110 20H111V22H110ZM112 21H114V23H112ZM215 21V20H214ZM213 21V22H214ZM255 21V22H254ZM3 22V24H1ZM9 23V26H10V24L11 25H14L15 24V22H16V24H17V21H14L13 22V24L12 23ZM102 22V23H101ZM107 22V23H106ZM62 23H65V22H62ZM61 23V24H62ZM105 23V24H104ZM109 23H112V25H114L113 27H112V25L110 24V29L111 30H109V28H108V30H107V27H109L108 25H106V24H109ZM210 23H212V22H210ZM226 23V24H225ZM245 23H247V24H245ZM231 24V25H230ZM245 24V25H244ZM66 25V23L65 24H62V26H65ZM105 25V26H104ZM16 26V25H15ZM104 26V27H103ZM228 26V27H227ZM1 27V29H4V28H2ZM56 27H58L60 30H58V28H56ZM53 30H50L49 32H47L46 33V35H48V34H50L51 32H53L54 30L56 31H54L55 33H58V32H60V34H61V29H63L64 27H61L60 25H58V26H56ZM61 27V28H60ZM239 29L238 30V33H237V29ZM105 28V29H104ZM112 28H113V31H112ZM211 28H213V30L211 29ZM221 29V30H218V29ZM223 28V29H222ZM96 29V30H95ZM103 29V30H102ZM115 29V30H114ZM236 29V30H235ZM245 29V30H244ZM247 29V30H248ZM106 30V31H105ZM125 30V29H124ZM156 30H160V29H155V31ZM1 31H5V30H1ZM103 31V32H102ZM111 33H110V32ZM115 31V32H114ZM53 32V33H54ZM69 32H70V30L69 31H67V33L69 34ZM109 33V34H104V33ZM131 32H132V30H131ZM150 32V33H149ZM154 32V33H153ZM221 32V33H220ZM225 32V33H224ZM7 33H8V35H7ZM50 34V35H54V34ZM84 34H86L85 32H83ZM195 33V34H194ZM198 33H199V31H198ZM209 33V34H208ZM28 34V33H27ZM59 34V33H58ZM57 34V35H58ZM63 34V33H62ZM110 34H112V35H110ZM115 34V37H114V39L113 38H110L111 36H113ZM138 34V33H137ZM168 34V35H167ZM235 34V35H234ZM43 35H45V34H43ZM56 35V34H55ZM191 35L193 36V35H195L196 37H198L199 39H200V41H199V39H198V41H197V38L195 39V37L193 36V37H191ZM197 35H199V34H197ZM201 35H202V33H201ZM220 35H222V37L220 36ZM6 36V37H5ZM91 36V35H90ZM101 36V37H100ZM103 36V37H102ZM156 36V37H157ZM167 36V37H166ZM203 36H204V34H203ZM235 36V37H234ZM237 36V37H236ZM194 38L193 40L194 41H192L190 38ZM1 38V37H0ZM98 38V39H99ZM162 38H161V40H162ZM185 38V39H184ZM218 38V39H217ZM223 38V39H222ZM7 39V40H6ZM177 39V38H176ZM189 40L188 41V43L186 42L187 40ZM6 40V41H5ZM147 40V39H146ZM161 40H159L160 42H161ZM164 40H162L163 42H164ZM183 40H185V41H183ZM60 41H62V42H60ZM63 41H65L66 42V45H64V43L65 42H63ZM97 41V42H96ZM122 41V42H123ZM145 41V40H144ZM169 41V40H168ZM197 41V42H196ZM220 41V42H219ZM222 41V42H221ZM224 41V42H223ZM226 41V42H225ZM5 43V44H3V43ZM28 42H29V40H28ZM99 42L101 43V42H103V44L101 43L100 45H98L99 44ZM125 42L127 43V44H125ZM178 42V43H177ZM179 42H180V44H179ZM185 42V43H184ZM193 42V43H192ZM194 42H195V45H196V47H194L195 45H194ZM205 42V43H204ZM227 42H228V44H227ZM230 42V43H229ZM245 44H244V43ZM96 43H98V44H96ZM105 43H106V45H105ZM109 43H112L111 45H113L114 44V46H111V47H113V49H114V51H112V48H109L110 46V44ZM140 43V44H141ZM147 43V44H146ZM198 43H203V45L201 46L200 44H198ZM207 43V44H206ZM221 43V44H220ZM232 43V44H231ZM235 43V44H234ZM248 43V44H247ZM28 44V43H27ZM61 44V45H60ZM96 44V45H95ZM177 44V45H176ZM185 45V47H184V45ZM191 44V45H190ZM224 46H223V45ZM238 44V45H237ZM243 44H244V46H243ZM55 45V46H54ZM59 45V46H58ZM63 45L65 46V47H63ZM83 45V46H82ZM93 45H95V46H100V48H101V50H103L100 54H103V52H105L104 54H106V55H102V56H104V57H111L110 59L109 58H107L108 59V61L110 60V64H109V62L107 61H104V60H106L104 57H102L100 54H99V48L97 49L98 51H96L95 50V47L93 46ZM104 45V46H103ZM130 45V46H129ZM193 45V46H192ZM198 45H200V48L201 49H203L205 46V51H203L202 50V53H201V51L199 50V46ZM205 45V46H204ZM210 45V46H209ZM226 45V46H225ZM232 45V46H231ZM237 45V46H236ZM241 45V46H240ZM5 46V47H4ZM24 46H26V47H29L28 48V50H27V48H25ZM40 46V47H39ZM43 46V47H42ZM45 46V47H44ZM50 46V47H49ZM92 48V46H93V48L91 49L90 47ZM106 46V47H105ZM108 46V47H107ZM132 46V47H131ZM181 46H183L184 47V49H183V47H181ZM189 46V48H187ZM198 46V47H197ZM208 46V47H207ZM236 46V47H235ZM12 47V48H11ZM24 47V48H23ZM35 47H38V48H35ZM41 47H42V51H43V49H44V51H46V52H48V50H50L48 53H46V54H44V52H43V54L44 55H41V57L40 58H42V60L40 59V58H38V57H33L32 58V53H30V51H36V49H37V51H39L38 49H41ZM47 47V48H46ZM56 47H58V48H56ZM62 47H63V49H62ZM71 47H74L76 50H74V49H71V50H73V51H75V52H77V50L79 51V52H82V51H84V54L87 52V51H89V52H87L86 53V55H85V57L87 58V60L85 59L84 60V58L85 57H83L84 56V54H83V52L82 53H77L78 54V56L79 55H82V57L81 56H79V57H75L74 58V53H73V51L71 52V50H69ZM83 47V48H82ZM87 47V48H86ZM129 47H131V48H133V49H130ZM139 47V46H138ZM156 47V46H155ZM192 47H193V49H192ZM203 47V48H202ZM249 47V46H248ZM247 47V48H248ZM8 48V49H7ZM33 48H35V49H33ZM51 48V49H50ZM69 48V49H68ZM90 50H89V49ZM102 48H105V50H109V49H111V52H110V50L109 51H105L104 49H102ZM107 48V49H106ZM127 48V49H126ZM196 48H198L197 50H196ZM210 48V49H211ZM22 49V50H21ZM25 49V50H24ZM56 49V51H54ZM66 49H67V51H69V53H70V55H74L73 57H71L70 55H69V53L66 51ZM88 49V50H87ZM124 49H126V50H124ZM135 49V50H134ZM147 49H148V51H147ZM150 49H151V51H150ZM166 49V48H165ZM181 49V50H180ZM210 49L208 50V51H206V53H209V55H210ZM27 50V51H26ZM52 50V51H51ZM81 50V51H80ZM93 51V54H98V55H95L94 56V58L96 57V58H98V57H100V59H94L92 56V54H91V58H93V60H91L90 59V57H88V55L90 56V53ZM100 50V51H101ZM129 50L130 51H132L133 52V50L134 51H136V52H139V53H134V57H133V59H134V61H133V59L131 60V59H129V60H126V59H128V57H126V56H130L131 54H129V55H126L128 52H129ZM145 50H146V53H145ZM155 50H157V52L159 51L160 52V54H162V55H160L159 56V54H158V56L159 57H161L160 59H159V57L156 55V57H158V58H154V56H152L153 57V60H155L154 62H153V60L151 61V60H149L150 58V56H151V52H155ZM211 50H213V48L211 49ZM241 50H243V48L241 49ZM29 51V52H28ZM41 51V52H42ZM59 51V52H58ZM91 51V52H90ZM95 51H96V53H95ZM125 51H126V53H125ZM182 51V52H181ZM22 52V53H21ZM25 52L27 53L28 52V55L27 54H25ZM53 52L56 54V57H55V54L53 55ZM57 52V53H56ZM110 52V53H109ZM113 52V53H112ZM119 52V53H118ZM122 52H124L125 54H124V56H121V53ZM166 52H167V54H166ZM191 52V54L192 55H189V56H191V57H188V55L186 56L187 58H191V60H189V61H191V63H192V61H193V59L195 58V59H197L198 60V57H196V53H197V55H198V52H193L192 53ZM24 53V54H23ZM59 53H60V55H59ZM108 53H109V55H108ZM116 53H118V54H120V56L118 55V56H113V57H115V59L114 60H116L117 62H118V59L119 60H121V62L122 63H114L113 62V60H112V56H111V54H113V55H116ZM130 53V52H129ZM132 53V54H133ZM195 53V54H194ZM262 53H263V55H262ZM21 54H22V56H21ZM63 54H65V55H63ZM76 54V53H75ZM77 54H76V56H77ZM135 54H138L136 57L137 58H135ZM143 54V55H142ZM144 54L145 55H148L147 57L145 56L144 57ZM180 54V55H181ZM184 54H185V52H184ZM31 55V58L32 59H34L33 61L32 60H30V58H29V56ZM58 55V56H57ZM100 55V56H99ZM123 55V54H122ZM126 55V56H125ZM153 55H154V53H153ZM166 55H167V57H166ZM186 55V54H185ZM205 55L206 54H204V57H205ZM209 55H206V56H208L209 57ZM25 56H27L26 58H24ZM52 56V57H51ZM60 56V57H59ZM65 56H67L65 59H64V57ZM70 56V57H69ZM140 56H143V57H140ZM162 56H164V57H162ZM175 56V57H174ZM193 56V57H192ZM257 56V57H256ZM260 56V57H259ZM47 57V58H46ZM50 57H51V59H52V64L54 63V62H56V60L59 62L60 60H63V62L61 61V62H59L61 65L62 64H64V66L62 67V66H59V68L58 67H55V68H57V70L55 69L54 71H55V73H56V71H58L59 69H60V71L61 72H63L64 71V73H65V71H67V73H63V74H58V72L56 73L57 74V76H56V74H54V75H50L51 74V72H53V70L50 72V74H49V71L50 70H45V68L46 69H48V67H51V59H50ZM68 57H69V60H68ZM118 57V58H117ZM122 57H124L123 59H120V58H122ZM166 57V59H168L169 60V62L171 61L172 62V59H174L175 58V61L174 62H176V60H177V62H179V63H181V65H177V67H176V63H175V66H173L172 65V63H174V62H170L171 63V65L169 64V62H168V60H166V59H164ZM182 57V59H183V57H184V55L182 56H180L179 58H181ZM207 57V58H208ZM256 57V58H255ZM258 57H259V59H258ZM3 58H1V59H3ZM12 58V59H11ZM29 58V59H28ZM44 58V59H43ZM56 59L54 62H53V59ZM60 58V59H59ZM72 58H74V59H77V58H81L82 59V61H81V59H78L77 61H75L74 59H72ZM104 58V59H103ZM140 58H144V59H148L147 61L146 60H144L143 59V63H145V62H147V64H143L144 65V68L146 69V71L144 70V69H142L141 67H139V68H141V69H139V68H137L136 66L137 65H140V63H142V62H140V61H142V60H140ZM177 58V59H176ZM223 58V57H222ZM46 59V60H45ZM50 59V60H49ZM59 59V60H58ZM88 59H89V61H88ZM136 59V60H135ZM139 59V60H138ZM152 59V58H151ZM165 60V61H163L162 63H164L166 66H168L169 68H167L165 65H164V67H166V71L168 70V69H171V66H173L172 68L173 69H171L173 72L174 71H176V73H175V76L174 75H172L173 74V72L171 71V70H168V72L169 73H167L166 71H164V67L161 65V61L162 60ZM199 59H201L200 58V56H199ZM254 59L255 60H257V63L254 61ZM16 60L18 61V62H16ZM25 60H27V61H24ZM45 60V61H44ZM91 60V61H90ZM100 60V61H99ZM126 62H125V61ZM160 61V64L158 65L159 67H158V69H159V71H158V69H157V67H154L155 66V64L154 63H156V61H157V63H159V61ZM197 60H195L196 62H197ZM204 60L207 62L208 60H206L205 58H204ZM203 60V57H202V61L203 62H205ZM224 60V59H223ZM12 61H13V63H12ZM37 61H40L41 63H42V65L41 64H39V62H38V66L36 65V63H37ZM47 61V62H46ZM66 61H68V62H66ZM70 61V62H69ZM81 61V62H80ZM86 61H88V62H86ZM92 61H94L95 62V64H99V62L101 63V61H103L101 64L103 65V66H95V64L93 65V63H92ZM124 61V62H123ZM128 61H133L132 63L131 62H128ZM149 61V62H148ZM181 61H183V60H181ZM198 61H200V60H198ZM32 64H31V63ZM35 62V63H34ZM46 62V63H45ZM64 62H66V63H64ZM74 62V63H73ZM84 62H86L87 64H90V63H92L91 65H90V67H89V69H87L88 67H84L83 66V64H85ZM120 62V61H119ZM129 63V66H127L128 65V63ZM137 62V64H135ZM138 62H139V64H138ZM201 62V61H200ZM210 61H208V63H209ZM221 62V61H220ZM220 62H219V65H220ZM59 63H58V65H59ZM70 63V64H69ZM78 63H81V64H78ZM126 63V64H125ZM168 63V64H167ZM191 63H189V64H191ZM194 63V62H193ZM231 63H234V62H231ZM248 63V64H247ZM24 64H26V65H24ZM31 64V65H30ZM67 64H68V66H67ZM75 64V65H74ZM86 64V65H87ZM101 64H99V65H101ZM107 64H108V66H107ZM112 64H113V67H116L117 69H116V71H115V69L113 70V68L112 69H110L111 67H112ZM115 64V65H114ZM118 64H120V67L122 68V69H120V67L118 66H116V65H118ZM121 64L123 65H125V67H124V65L123 66H121ZM133 64H135V69L133 68L132 70H131V68H129V69H123V68H126V66L127 67H130V65H132L131 67H133ZM152 64H154V66L152 65ZM186 64H188V62L186 63ZM222 64V63H221ZM224 64H226V61H225V63ZM226 64V65H227ZM251 64H255L254 66L252 65V66H250ZM5 65V66H4ZM11 65H12V67H11ZM22 65V66H21ZM24 65V66H23ZM36 67H35V66ZM39 65H41V67L39 66ZM46 67H45V66ZM47 65H49L48 67H47ZM54 65V64H53ZM53 65H52V67H53ZM57 65V63H55V65L54 66H56ZM57 65V66H58ZM66 65V66H65ZM77 65V69H78V66H79V69L80 68H84L83 70H85V72L84 73H82V72H79V69L77 70L78 71V73H76V70L75 69H73V68H75V66ZM85 65V66H86ZM92 65H93V67H92ZM106 67H109V65H111V67L110 68H105V66ZM157 65V64H156ZM161 65V66H160ZM193 65V64H192ZM201 65H203V64H201ZM211 65L213 66V64L211 63ZM225 65V66H226ZM3 66V67H2ZM29 66V67H28ZM30 66H32V67H30ZM34 66V67H33ZM73 66V67H72ZM81 66V67H80ZM149 66H152L151 68H152V70H151V68L149 67ZM188 66V65H187ZM211 66V67H212ZM214 66H215V64H214ZM220 66H222V65H220ZM8 67V68H7ZM10 67V68H9ZM51 67V68H52ZM63 69L64 67L65 68H67V70L64 68L63 70L61 69V68ZM69 67H71L72 69H73V71H71L72 69L71 68H69ZM96 67V69L94 70V69H91V68H95ZM101 68V69H97V68ZM146 67H149V69H147ZM160 67H163V69L160 71ZM216 67V66H215ZM224 66H222V68H223ZM227 67V66H226ZM250 67H254L253 69L252 68H250ZM21 68V69H20ZM31 68H32V70H37L36 68H38L39 70L40 69H44V70H41L40 72L38 71L37 72V74H39V75H36V73H34L35 71H32L31 70ZM50 68V69H51ZM69 68V69H68ZM105 68V69H104ZM175 68H177V69H175ZM241 68H240V71L239 72H241ZM5 69V70H4ZM27 69V70H26ZM30 69V70H29ZM53 69V68H52ZM90 69L92 70V71H90ZM180 69V70H179ZM216 68H214V70H215ZM224 69H225V67H224ZM226 69H225V71H226ZM249 69H250V72H249ZM7 70V71H6ZM16 70H18V71H16ZM24 70H26V71H28V72H26L25 73V71ZM75 70V71H74ZM87 70H89V72L87 71ZM148 70V71H147ZM242 70V71H243ZM4 71V73H2ZM32 71V72H31ZM81 71V70H80ZM162 71H164V72H166L165 73V75H164V73L162 72ZM170 71H171V73H170ZM179 71V72H178ZM245 71V70H244ZM244 71H243V73H244ZM11 72V73H10ZM13 72V73H12ZM34 73L35 75H34V78H33V74H31V73ZM48 72V73H47ZM72 72H75L74 74H72ZM200 72V73H199ZM206 72V73H205ZM213 72V73H212ZM25 73V74H24ZM43 73V75H45V76H43V75H41ZM70 73V74H69ZM178 73H179V75H178ZM225 73V72H224ZM21 74V75H20ZM22 74H24V76L22 75ZM53 74V73H52ZM171 74L172 75V77H171V75L169 76V75ZM206 75L205 76V80H207V78L209 77V75ZM31 75V76H30ZM47 75H49V76H47ZM61 75V76H60ZM204 75H203V77H204ZM228 75V76H227ZM233 75H234V73H233ZM258 75V74H257ZM26 76V77H25ZM177 76V77H176ZM187 76V77H186ZM208 76V77H207ZM251 76H253L252 78H253V81H251L250 82V79H251ZM129 77V78H128ZM149 77H150V79H149ZM154 77V78H153ZM174 77H176V78H174ZM180 77V78H179ZM193 77V79H195V80H193V79H190V78H192ZM207 77V78H206ZM232 77V76H231ZM250 77V78H249ZM255 77V78H254ZM8 78V79H7ZM11 78V79H10ZM151 78H153V79H151ZM261 78H263V77H261ZM10 79V80H9ZM157 79V80H156ZM202 79V84H203V78H200V80ZM260 79V78H259ZM159 80V81H158ZM161 80V81H160ZM204 80V81H205ZM209 80V79H208ZM256 80V81H255ZM197 82V83H195V82ZM233 82V84H232V82ZM199 82V83H198ZM209 83V85H211L212 84V87L211 86H208V85H206V84H208ZM235 82H236V84H237V89H235V90H233V88L232 89H230L234 84H235ZM242 82V81H241ZM250 82V83H249ZM251 83L253 84V86H254V84H255V86H257V87H254V88H256L255 90H254V88H253V86H251ZM79 84V83H78ZM215 84H218V86H215ZM220 84V85H219ZM250 85L251 87L249 88V89H246L247 88V85ZM198 85H199V87H198ZM248 85V86H249ZM245 86H246V88H245ZM72 88H64V89H69V92H68V94H66L65 93V90H63V93H62V95L60 96V97H62V96H65V97H63V101H59V102H56V104H57V108H59V109H61V108H65L67 105H69V101H67V100H77L78 99V94H83V92L84 91H86L87 90V88H85L84 87V85L83 86H71ZM160 87V88H159ZM167 88V89H166ZM59 88H57V90H58ZM63 89V88H62ZM253 89V92L252 91H250V90H252ZM256 90H257V92H256ZM82 92V93H81ZM246 94H245V93ZM247 92H248V94H247ZM250 92V93H249ZM254 92H255V94H254ZM251 94V95H250ZM67 95V96H66ZM88 95V94H87ZM107 96H109V95H107ZM101 98H104V99H108V98H110V97H101ZM101 98H99L98 96L94 99V100H102ZM159 100V102H157ZM178 101H181V103L180 102H178ZM72 103H75L76 101H71ZM79 102V101H78ZM108 104H110L109 102H108V100L106 101ZM177 102V103H176ZM183 102V103H182ZM117 104H121V105H117ZM208 104H211V105H208ZM73 105V104H72ZM86 105V104H85ZM159 105H161V106H159ZM216 106H213V107H216ZM118 109H121L122 111H118ZM130 110V109H132V111H131V113H129L128 111H124V110ZM246 109V108H245ZM56 110V109H55ZM218 110V109H217ZM221 110V109H220ZM248 108L246 109V111H244V112H242L243 113V115H244V122L245 123H248L249 125H245L244 127H248L247 128V130H245V128H241L240 129V131H241V133H238V138H239V136H240V134H241V136H240V138L241 139H246V137H247V139L246 140H248V138H250V136H251V138L253 139L255 136V138H257V137H259L260 136V138L264 135V132H261L262 134H260V135H258L259 133H258V130H264V111L261 113V115H263V116H261L260 115V111H257V112H254V111H250V110H248ZM41 110H39L38 112H37V110H36V112L37 113H39V114H42L43 112L41 111ZM146 112V113H147ZM107 113V114H106ZM117 113L119 114V116H117ZM92 114H95V123H94V119L92 120V117H94V115H91ZM96 114H98L99 116H97V118H96ZM115 114V115H114ZM254 114V115H253ZM257 115V118L255 117L256 115ZM121 115V116H120ZM101 116H102V119H101ZM115 116V117H114ZM119 118H117V117ZM124 116V117H123ZM76 117V118H75ZM91 119H90V118ZM105 117H109L110 119H107V118H105ZM78 118V119H77ZM100 118V119H99ZM103 118H105V119H107V120H103ZM115 118L117 119V122H116V120H115ZM167 118L169 119V118H171L172 120H176V121H172V122H162V121H164V120H167ZM53 119V120H54ZM56 119H58V120H56ZM60 119V120H59ZM86 119H88V120H86ZM90 119V120H89ZM128 119V120H127ZM4 120V121H3ZM83 120V121H82ZM123 120V121H122ZM55 121H53V122H55ZM83 122V124H81V122ZM91 121V122H90ZM110 121V122H109ZM115 123H114V122ZM119 121V122H118ZM122 121V122H121ZM127 121H128V124H127ZM29 122V123H28ZM37 122V121H36ZM63 122V123H62ZM86 122V123H85ZM123 122H125V123H123ZM26 123V124H25ZM44 123H46V121L44 120L43 121V123L42 124H44ZM56 123H53V124H55L56 125ZM66 123V124H65ZM4 124H1V125H4ZM52 124V125H53ZM117 124V125H118ZM119 124V125H120ZM130 124H132V125H130ZM136 124V125H135ZM142 124V125H141ZM144 124V125H143ZM153 126H152V125ZM155 124H157V125H155ZM166 124V125H165ZM135 125V126H134ZM168 125H172V126H168ZM155 127H156V129H155ZM180 127V126H179ZM143 128V127H142ZM145 128V127H144ZM147 129H149V127L147 126L146 127ZM195 131H197V130H195ZM198 132V131H197ZM260 132V131H259ZM157 133V134H156ZM258 133V134H257ZM153 134V135H152ZM155 134V135H154ZM255 134V135H254ZM157 135V136H156ZM248 135H250V136H248ZM258 135V136H257ZM158 136H159V138H158ZM162 137L164 136L163 134L161 135ZM157 138V139H156ZM212 138H213V140L215 141V142H217V143H219V144H223L222 143V139H223V137H221V135H218V133H215V134H213V136H212ZM250 138V139H251ZM130 143H128V144H126V143H122V145L121 144H119L120 145V147L119 148H122L123 146H124V144H126V146H124V148H127V147H131L132 145H130L131 143L133 144L134 143V140H132V141H129ZM2 143H3V147H2ZM2 143H0V149H1V151H0V153H2V154H0V162L2 161V160H5L6 159V161H4V163L3 164H1L0 163V188H2V189H0V195L1 194H3L2 196H4V199H6L5 198V195H8L9 196V194L11 195V197H12V199H15V198H13V197H16V199H15V201L17 200V204H21L22 202H20L21 200H23V203L21 204V205H23L24 203L26 204V206H27V203H29L28 201V196H27V193L30 191V190H32V189H30V188H32V187H34V190H35V192L32 190V191H30V192H32L34 195H36V194H38L37 192H36V189H38L39 191H40V189H42L43 188V192L46 190V191H48V192H50V190L48 189V187H46V185H47V183L49 182L48 180H52L53 179V177H54V173H51V177H50V172H52V171H47L46 172V168H39L38 169V171H37V174H36V170H37V168H33V167H35L34 166V164L32 165V163H33V161H30V162H26V160L25 161H22L23 159L22 158H24L23 156H22V154L20 153V150H18V149H15V148H13L11 145H10V143H9V145H8V147L6 146V144H8V142H2ZM146 144V145H145ZM145 145V146H144ZM4 146H6V147H4ZM137 146V145H136ZM133 147H134V145H133ZM6 148V149H5ZM136 148H138V147H136ZM140 148V147H139ZM9 149H11V150H9ZM15 149V150H14ZM9 150V151H8ZM16 152L17 154H18V156H17V154H12V153H14V152ZM10 152H12V153H10ZM5 154V155H4ZM9 155V156H7V155ZM21 155V156H20ZM5 157V158H3V157ZM12 156V157H11ZM15 156H17V157H15ZM19 156H20V158H19ZM10 157V158H9ZM1 158H2V160H1ZM7 158H8V160H10L11 159V162H9L10 164H11V166H10V164H8V163H6L7 162ZM14 158H16V159H14ZM18 159H20L19 161H21L20 163H18ZM15 160V161H14ZM225 159H223V160H218L221 164L222 163H224V165H226V166H228V165H231V167H233L234 166V164H236L237 165V167L239 166V170L238 171H240L239 173H241V172H243V175H245V176H243V175H241L242 176V178H241V176H240V174H238V175H236L235 174V171H237V169L238 168H232V169H234V173L232 172V170L230 169L231 167H226V166H223V164H222V166L224 167V168H222V166L219 164L218 165V167L217 168H219V166H221L219 169H221V171H222V173H221V175H223L222 177H224L225 175H226V177L228 176L229 178H226V180H225V178H222L220 181L223 183H221L220 182V184H219V178L218 179H215L216 181H217V183L214 181V185L212 184V182L213 181H211V180H214L213 178H217L219 175H217L216 174V176L217 177H214L215 176V174H214V176H211V177H209V179H207L208 178V176L206 175V177H200V179H199V183H200V185H199V183L197 184V185H195V186H197V187H199V188H197V187H195V186H193L192 188H194V189H192L193 191V193H190L191 195V197L190 198H192V200L194 201V203L196 202V208L195 209H197V210H195L196 212H194V217L193 216H190L189 217V215L188 216H184V217H182L181 216V218L177 221L176 219H173L172 217H174V214L172 213V212H168V215L169 214H173V216L172 215H170V216H168L167 215V217H168V219L166 218V222L168 223H166L165 221V223L162 221V223H160V222H158L159 224H161V226H155V223L152 221V222H150V221H148V220H144V219H146V208H147V203H150V200L149 199H147L146 200V198L144 197L142 200H138V199H136L135 201H136V203H135V201L133 202V205L134 206H132V204H131V206L132 207H134V209L132 208V207H122V206H124V202H121L122 200L121 199H119V196L118 195H116V194H114V192H112V191H107L106 193L108 194H106V193H104V194H106V197H105V195L103 194H99V193H94V194H90V195H88L89 196V199L87 198L88 196L87 195H81L80 193V195L79 194H76V196L78 195V197H77V199L78 200H72L71 198V200L70 199H66L65 197H63L62 195V199H60V198H58L59 196H60V194H61V188H59V186H55V187H58V189L56 190V191H54L55 190V188H54V190H52L51 189V193H49L48 195L50 196V197H53V199H55V196H56V201L54 202V201H51L50 202V204H52V202H54V203H56L59 199L60 200H62L63 202H61L60 200L58 201L60 204V206L58 205V202L55 204L56 206H53V208L54 207H56V211H55V209L53 210L52 209V207L51 208H49V202L46 204V203H43V205L44 206H41L42 207V209H41V207L39 206V204L40 205H42V203H38V202H40V201H36L35 202V206H36V204L38 203V205L35 207H32L33 209L35 208H37L38 207V213L40 214V211H42L43 213H45L44 212V210L46 211L47 209H49L50 210V213L52 214H50L48 211V214H50V216H48V214H47V212H46V216L47 217H43V215L40 217V215L39 214H37V211H34L33 209H32V213H30V215H32V216H38V218H42V222L44 221V226L45 227H43L44 228V232H46V231H51L52 230V227L54 226V227H56L57 225H59V227H60V229H59V231H60V233H59V236H60V234H61V238L60 239H62V240H65V244H66V246H67V251L70 253V255H72L71 257H74V255L76 256V258H80L79 260L78 259H76L75 260V258H73V259H71L72 261H74V262H76V261H80L82 258H83V261L82 262H86V261H88V264H93V262H94V264H103V262H104V264L106 263H110V264H196V263H198V264H264V176H260L259 178H257V177H254V175L252 174V173H250V172H252L250 169V172H249V170H248V168H247V166L246 165H244V166H246V168L242 171L241 169H243L242 168V166H243V164H241L239 161H237V163L238 164H241V165H238L237 163H234V162H228V164H226L227 162H226V160L224 161ZM29 161V160H28ZM222 161V162H221ZM16 162V163H15ZM217 162V161H216ZM236 162V161H235ZM28 163L30 164V165H28ZM8 164V165H7ZM17 164V165H16ZM21 164V165H20ZM22 164H23V166H24V164H26L27 166H29V167H31V168H29L31 171H28V168L27 169H23V166H22ZM215 164V163H214ZM233 164V165H232ZM13 166V167H12ZM16 166V167H15ZM20 166V168H22V169H20V168H18V167ZM22 166V167H21ZM26 166V167H27ZM214 166H216V164L215 165H213V167ZM226 167V168H225ZM17 170H16V169ZM33 168V169H32ZM216 168V169H217ZM227 168H229L228 170H227ZM6 169V170H5ZM13 169V170H12ZM42 169H44V170H42ZM216 169H215V171H216ZM26 170V171H25ZM32 170H33V172H32ZM34 170H35V174L37 175H35L34 174ZM39 170L41 171V172H43L41 175L43 176V174H45V175H47V176H45V178H44V176H43V178H42V176L38 173L39 172ZM218 170V169H217ZM226 170V171H225ZM248 170V171H247ZM15 171L17 172V173H15ZM21 171H23V173H21ZM27 171H28V173H27ZM215 171H213V173L215 172ZM18 172H20V173H18ZM45 172V173H44ZM32 173V174H31ZM46 173H49V178H48V174H46ZM216 173H217V171H216ZM218 173H219V170H218ZM244 173H246V174H244ZM247 173H249V175L247 174ZM19 174H21V175H19ZM24 174V175H23ZM34 174V175H33ZM225 174V175H224ZM228 174V175H227ZM232 176H231V175ZM253 175V179L250 177L251 175ZM213 175V174H212ZM221 175L219 176L220 178H221ZM236 175V176H235ZM203 176H205V175H203ZM238 176V177H237ZM248 177V179H249V177L253 180L252 182H250L251 181V179H249V181H248V179H247V177ZM18 177V178H17ZM32 177H34L33 179H32ZM37 177H39V178H37ZM37 178V179H36ZM51 178V179H50ZM204 178H206V179H204ZM235 178V179H234ZM238 178V179H237ZM243 178H245V179H243ZM17 179V180H16ZM44 179H48L46 182H45V180ZM224 179V180H223ZM228 179H229V181H228ZM237 179V180H236ZM239 179H241V185L243 184V183H246V185H244L243 184V186L242 187H240V186H238V180ZM244 180V182H243V180ZM32 180V181H31ZM34 180H36V181H38L37 183H38V185H37V183H35L34 182ZM43 180V182H41V181ZM202 180H203V182H202ZM204 180H205V183H204ZM206 180H208L207 182H206ZM234 180H235V182H237L238 184H237V186L238 187H240L239 189L240 190H237V186H233V184L235 185V182H234ZM248 182H250V183H247V181ZM23 181V182H22ZM225 181H226V183H225ZM246 181V182H245ZM44 185V182L46 183L45 184V188L43 187V185H41V183ZM232 182V183H231ZM239 182H240V180H239ZM21 183V184H20ZM28 183V184H27ZM34 183H35V185H37L36 187H35V185H34ZM202 183V184H201ZM207 183V184H206ZM17 184V185H16ZM20 184V185H19ZM39 184L42 186H40V188H39ZM203 184H204V186L206 187L205 189L207 190V193H206V190H204L203 188L204 187H202L203 186ZM217 184V185H216ZM219 184V185H218ZM227 184V185H226ZM239 184V185H240ZM30 185L32 186V187H30ZM199 185V186H198ZM202 185V186H201ZM212 185V187H210ZM223 185H224V187H223ZM226 185V186H225ZM29 188H28V187ZM214 186V187H213ZM216 186V187H215ZM217 186H219V187H217ZM222 186V187H221ZM26 187H27V190H26ZM65 187V186H64ZM66 187H68V186H66ZM233 187H235V188H233ZM237 187V188H236ZM9 188V189H8ZM36 188V189H35ZM47 188V189H46ZM200 188H202V189H200ZM220 188V189H219ZM227 188V189H226ZM245 188V189H244ZM16 189H17V191H16ZM24 189L26 190V192H24ZM199 189V190H198ZM215 190V192H214V190ZM236 189V190H235ZM198 190V191H197ZM210 190H212V191H210ZM233 190H235V191H233ZM12 191V192H11ZM14 191H15V193H14ZM57 191H59V193H56V195L54 194L55 192H57ZM191 191V190H190ZM195 191V192H194ZM201 191H202V193H201ZM205 191V193H203ZM211 192V193H208V192ZM216 191H217V193L218 194H216ZM228 191H230V192H228ZM237 191V192H236ZM239 191H241V192H239ZM3 192V193H2ZM21 192H23V193H25V194H23V193H21ZM30 192L28 193V195L30 196V200H33L32 198H36V196H38V195H36L35 197H34V195H32V193L30 194ZM199 192V193H198ZM226 192V193H225ZM235 192V193H234ZM54 195H53V194ZM188 193V194H189ZM216 195H215V194ZM241 193V194H240ZM46 194H47V192H46ZM51 194H52V196H51ZM96 194H98V197L96 196ZM112 194V195H111ZM192 194L194 195V196H192ZM207 194H209V195H212V198H210V200L206 197V196H209V195H207ZM215 196H214V195ZM238 194V195H237ZM21 195V196H20ZM23 195V196H22ZM31 195H32V198H31ZM116 195V196H115ZM221 195V196H220ZM224 197H223V196ZM235 195V196H234ZM237 195V196H236ZM24 196H27L26 198L24 197ZM75 196V197H76ZM81 196V197H80ZM83 196L85 197L86 196V198H83ZM98 198H96V197ZM104 196V197H103ZM217 196V197H216ZM229 196V199H228V201L230 200V198H231V200L229 201V203H228V201H227V197ZM233 196V197H232ZM1 197V196H0ZM21 199H20V198ZM25 198V199H23V198ZM39 197H40V195H39ZM113 197H114V199H113ZM118 197V198H117ZM193 197H195V200H194V198ZM201 197V198H200ZM211 197V196H210ZM216 197V198H215ZM226 197V198H225ZM9 200H12V199H10L9 197H7ZM17 198H19L20 200H18ZM72 198H74V197H72ZM80 198H83V199H80ZM94 198H95V200H94ZM115 198H117V201H116V199ZM198 198V199H197ZM216 199L215 200V202H213L214 200L213 199ZM224 198V199H223ZM2 199H3V197H2ZM64 199H66L65 201H64ZM90 199H91V201H90ZM119 199V200H118ZM204 199V200H203ZM25 200H28V201H25ZM69 200L70 201H73L74 203L76 202V205L74 204V203H72V204H74V206H76V207H74V206H72L71 204H69ZM103 200V201H102ZM121 200V201H120ZM145 200V201H144ZM149 200V201H148ZM199 201V203H200V205L198 204V201ZM202 200V201H201ZM218 200H220V201H218ZM222 200H224V201H222ZM12 201H14V200H12ZM25 201V202H24ZM50 201V200H49ZM79 201V202H78ZM86 201V202H85ZM94 201H95V203H94ZM116 203H115V202ZM121 203H120V202ZM138 201H142L143 203H142V205L143 206H141V204L139 205L138 204ZM20 202V203H19ZM67 202H68V204L69 205H71V206H68V204H67ZM77 202H78V204H77ZM91 202V203H90ZM97 202V203H96ZM117 202H119L118 203V205H117ZM210 203V204H208V203ZM33 203V202H32ZM54 203H53V205H54ZM62 203V204H61ZM66 205H65V204ZM206 203V204H205ZM212 203V204H211ZM226 203V204H225ZM24 204V205H25ZM30 205H31V203H29ZM64 204V205H63ZM198 204V205H197ZM202 204V205H201ZM23 205V206H24ZM46 205H49V206H46ZM61 205H63V206H61ZM81 205V206H80ZM87 205V206H86ZM93 207H91V206ZM125 205H127V204H125ZM137 205V206H136ZM29 206V205H28ZM27 206V207H28ZM32 206H33V204H32ZM85 206V207H84ZM144 207L143 209H141L140 207ZM198 206V207H197ZM200 206V207H199ZM39 207H40V209H39ZM45 207H46V209H45ZM60 207H64V208H60ZM67 207V208H66ZM68 207H70L69 209H68ZM89 207V208H88ZM138 207V210L137 209H135V208H137ZM146 207V208H145ZM207 207V208H206ZM29 208V207H28ZM30 208H31V206H30ZM29 208V209H30ZM66 208V209H65ZM127 208H130V211H129V209H127ZM59 209H61V210H59ZM63 209V210H62ZM88 209V210H87ZM124 209V210H123ZM125 209H127V210H125ZM141 209V210H140ZM145 209V210H144ZM199 209H200V211H199ZM202 209H204V211L202 210ZM31 210V209H30ZM29 210V212H31ZM40 210V211H39ZM58 210V211H57ZM68 210V211H67ZM73 210V211H72ZM137 210V211H136ZM66 211V212H65ZM71 211V212H70ZM126 211V212H125ZM128 211V212H127ZM139 211V212H138ZM142 211V212H141ZM198 211V212H197ZM135 212V213H134ZM202 212V213H201ZM55 215H54V214ZM59 213H61V214H59ZM79 213V214H78ZM89 213V214H88ZM129 213V214H128ZM136 213H138V215L140 216H138V215H136ZM143 213V214H142ZM200 213V214H199ZM33 214H35V215H33ZM132 214H135V215H132ZM141 214V215H140ZM45 215V214H44ZM126 215V216H125ZM131 215V216H130ZM197 215V216H196ZM62 216V217H61ZM130 216V217H129ZM135 216V217H134ZM143 216H145L144 218H143ZM199 216H201V217H199ZM122 217V218H121ZM123 217H125L124 219H123ZM127 217H128V219H127ZM143 219H142V218ZM93 218V219H92ZM140 218V219H139ZM171 218V219H170ZM35 219H37V217H35ZM90 219V220H89ZM138 219H139V222H138ZM183 219V220H182ZM136 220H137V222H136ZM143 222H142V221ZM175 220V221H174ZM182 220V221H181ZM68 221V222H67ZM70 221V222H69ZM81 221V222H80ZM126 221V222H125ZM141 221V222H140ZM169 221V222H168ZM177 221V222H176ZM147 222V223H146ZM184 222V223H183ZM139 223V224H138ZM142 223V224H141ZM144 223V224H143ZM151 223H152V225H151ZM154 223V224H153ZM157 223V224H158ZM164 223V224H163ZM177 223H178V225H177ZM87 224V225H86ZM156 224V225H157ZM166 224V225H165ZM173 224V225H172ZM182 224V225H181ZM62 225V226H61ZM63 225H65V226H63ZM141 225H143L142 227H141ZM163 225V226H162ZM169 225V226H168ZM175 225V227H172V226H174ZM184 225V226H183ZM85 226V227H84ZM153 226V227H152ZM158 227V228H160V229H156V230H154L153 228H155V227ZM51 227V228H50ZM53 227V228H54ZM58 226L56 227V228H59ZM61 227H62V229H61ZM139 227V228H138ZM149 227V228H148ZM152 227V228H151ZM167 227V228H166ZM135 228V229H134ZM68 229V230H67ZM149 229H151L152 231V233H153V231H156V232H154V233H156L155 235H150V230ZM161 229L163 230V231H161ZM171 229V230H170ZM61 230H63V232L61 233ZM93 230V231H92ZM139 230V231H138ZM144 230H146L145 232H144ZM160 232H159V231ZM174 230V231H173ZM168 231V232H167ZM66 232V233H65ZM71 232V233H70ZM64 233V234H63ZM68 233V234H67ZM147 233V234H146ZM147 236H146V235ZM172 234V235H171ZM71 236H72V238H71ZM150 236V237H149ZM152 236V237H151ZM156 236V237H155ZM159 236V237H158ZM171 236V237H170ZM65 239H64V238ZM143 237V238H142ZM69 238V239H68ZM157 238V239H156ZM146 239V240H145ZM153 239V240H152ZM156 241H155V240ZM67 240V241H66ZM145 240V241H144ZM150 241V242H149ZM68 242V243H67ZM143 242V243H142ZM152 242V243H151ZM88 243V244H87ZM145 243V244H144ZM80 244V245H79ZM87 245H89L91 248L90 249H86L85 250V247L87 246ZM100 245V246H99ZM82 246H83V249H82ZM146 246V247H145ZM153 246V247H152ZM79 247H81V248H79ZM69 248H71V249H69ZM79 248V249H78ZM98 249V250H97ZM77 250H78V252H77ZM92 251V253H90L91 251ZM72 251V252H71ZM77 253H81L80 255L79 254H75L76 252ZM80 251V252H79ZM83 251V252H82ZM88 251V252H87ZM95 251V252H94ZM73 252H74V254H73ZM111 254H110V253ZM136 252V253H135ZM106 253V254H105ZM117 253V254H116ZM109 256H108V255ZM82 255V256H81ZM93 255H94V257H93ZM112 256V257H111ZM114 256V257H113ZM119 256V257H118ZM82 257V258H81ZM87 257H89V258H87ZM105 257H107V258H105ZM105 258V259H104ZM120 258V259H119ZM88 259V260H87ZM122 259V260H121ZM6 259H3V258H1L0 257V264H11L10 262H8V260H6ZM85 260V261H84ZM101 260V261H100ZM104 260V261H103ZM105 260H108V262H106ZM113 260V261H112ZM115 260V261H114ZM117 260V261H116ZM5 261V262H4ZM80 261V262H81ZM91 261H93V262H91ZM99 263H98V262ZM4 262V263H3ZM89 262H91V263H89ZM101 262V263H100ZM117 262V263H116ZM204 262V263H203Z\"/></svg>",
	"mask_w": 264,
	"mask_h": 264
}]
</instances>
